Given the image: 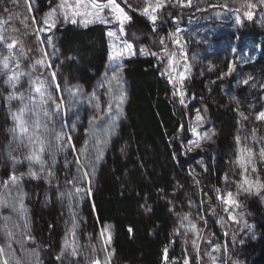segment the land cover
I'll use <instances>...</instances> for the list:
<instances>
[{
  "label": "trees",
  "instance_id": "obj_1",
  "mask_svg": "<svg viewBox=\"0 0 264 264\" xmlns=\"http://www.w3.org/2000/svg\"><path fill=\"white\" fill-rule=\"evenodd\" d=\"M3 2L0 0V5ZM30 3L36 24L41 27L39 22L59 0ZM175 5L176 0H171L164 8V14L169 15L163 32L168 33L178 16L184 18V24L187 15L200 19L188 35L191 77L186 81V107L163 76L158 57L141 51L139 45H147L153 31L135 11H130L129 29L137 37L133 40L138 49L135 57L118 67L110 64L104 25L79 27L64 22L62 15L54 29L41 32L43 41H50L44 45L51 68L37 65L38 59L11 49L20 63L18 71L31 73L32 79L39 76L52 80L49 90L62 108L56 111L50 102L48 110L53 114L49 127L59 130L63 126L77 150L87 144L94 152V144L103 138L116 116L115 111L97 112L93 106V93L102 106L109 99L107 80L113 73L120 79L118 86L113 82L112 95L118 96L122 88L126 99L114 132L101 145L103 157L95 164L91 193L85 195L75 192V187L86 188L87 183L74 180L78 176L85 178L77 172L79 153L70 146L56 153L54 165L51 155H44L54 174L51 183L45 179L46 172H39L40 179L28 175L30 167L38 171L40 166L30 165L25 159L26 148L14 152L16 161L9 159L10 142L15 146L10 132L14 126L11 113L18 110L19 102L8 101L13 89L0 75V202L8 205L0 204V247L5 249L0 254V264L5 259L16 264L13 255L21 264H35L32 251L39 253V264H90L94 259L103 264L108 254L110 264H164L167 248L170 257H180L195 240L190 229L203 213L192 173L198 160L207 165L200 176L205 194L216 201L218 193H232L238 202L234 208L237 230L226 235L218 221L210 219L208 236L201 243L200 253L193 255L192 264H212V258L216 264H264V158L259 156L264 149V123L255 118L262 110L264 95V50L255 62L243 65L233 61L232 47L246 26L238 8L212 2L189 13L190 8ZM258 30L254 26L246 29L254 37L260 35ZM7 44L0 41V55H9ZM9 67L15 68V64ZM230 69L231 74L226 75ZM0 71H4L2 66ZM29 79L21 77L16 91L27 94ZM245 79L249 85L240 83ZM198 112L202 121L196 119ZM240 112L248 119H242ZM94 116L97 121L90 124ZM193 128L211 137H199L201 146L197 149L189 147ZM93 131L96 136H92ZM247 149L254 154L251 162ZM12 172L23 174L19 182L25 194L22 211L17 191L11 185L4 188ZM73 222L78 225L74 240ZM102 228L110 231V244L106 245L100 235ZM9 231L13 233L11 238ZM66 240L69 249L58 261L56 257L65 250ZM73 244L78 249L77 256L70 255Z\"/></svg>",
  "mask_w": 264,
  "mask_h": 264
},
{
  "label": "snow or ice",
  "instance_id": "obj_2",
  "mask_svg": "<svg viewBox=\"0 0 264 264\" xmlns=\"http://www.w3.org/2000/svg\"><path fill=\"white\" fill-rule=\"evenodd\" d=\"M167 3H171V0H146V6L142 10V14L145 16H148L150 20L155 24V21L157 20V15L155 14L158 10L165 7ZM121 4H124L125 7H131L128 5L127 0H120L118 3L117 0H106L105 3H100L98 0H89L88 4H83L82 0H76L75 5L69 4L67 0H60V3L52 8L49 12V14L42 18L39 22L41 27L37 28L38 32H48L54 29L57 25V23H60V15L63 16L64 22H70L72 24L77 23L76 17H89L86 19H82L81 23L85 27L88 26V24L95 22L96 20H100L102 23H112L113 20H110L106 18L105 16H102L101 14L105 12V9L108 10V15L113 17L115 22L118 24V29L120 33H124L127 35L125 25L131 23L132 17L128 14L127 11H125V7H122ZM191 0H176L175 6H190ZM260 4L264 5V0H260ZM28 9L31 11V3H28ZM83 7V11L81 10ZM249 7H256V5H249ZM67 9H73L71 13L67 11ZM249 19L252 18V12L245 13ZM69 15H71L72 19L69 20ZM33 21H35V17H33ZM109 37H113L116 39H120L115 32L109 31L108 33ZM6 37L0 33V41H5ZM46 43H50V41H42ZM160 43L163 45L164 41L161 40ZM173 43H175L178 48L182 51L184 45L181 42L180 38H174ZM17 46L16 42L8 43L7 48L9 49V55L4 56L0 55V66H2V69L4 71H0V75H3L5 77L4 82L9 84L10 87L13 89L12 93L7 97L8 101L17 100L19 102V107L16 112L11 113L12 120L14 122L13 128L10 129V132L13 136V141H15V146H12V143L10 142L9 148L10 150L7 152V155L9 159L16 161V157L14 155V152L19 151L21 147L26 148L27 154L25 156V159L28 160L29 164H38L39 170L33 171L30 167L28 175H30L34 179H40L39 172H46L45 179H48L49 183H51V178L53 177V172L51 168L48 166V162L44 159V155L46 153L51 155V162L54 165L56 163V153L57 152H63L66 150V147H71L74 151H77L79 155L76 158V164L77 172L82 174V177L85 178L84 180L81 179L80 176L75 177L74 180L77 183H87L86 188L81 187H75V192L80 193L84 192L85 195H88L91 193V176L95 175V164L102 159L103 157V150L101 145L106 144L108 142V139L110 138L111 134L115 130L116 126V119L119 117V115H122L123 112V104L126 99V95L122 88H120L119 95L113 97V82H116L117 86L119 85V76L116 73H113L111 79L107 80L108 85V92L107 95L109 96V99L105 102V105L102 106L99 97H96L93 93V100L95 101L93 106L97 110V112L104 111L106 109L107 114H112L114 111L116 113V116L111 119V123L108 124L107 130L103 134V138H98V143L94 144V152H90L88 149L87 144L84 145L83 148L77 150L75 148L74 144H71V134L67 133L63 130V126L57 130L55 128H50L49 123L51 122V116L52 112H50L49 105L50 102L55 105V110L59 111L62 108V105L60 103H57L55 100H53L52 92L49 90L52 86V80H45L41 79L39 76L32 79L31 73H26L22 70L18 71L17 69H20V63L19 60L16 59L15 55L11 52V49L15 48ZM125 48L131 52L132 51V45L127 44L125 42ZM165 53L170 57L169 59V67L171 68V73L169 74V79L173 83L174 87H177V92L174 94H178L181 97L180 103H184V91H183V83L184 80L187 78V73L190 71V65L184 66V71L180 72L176 75H172V73H177V68L173 67V65L179 64L181 61L187 60V54L183 53L179 58L176 56L174 52H170L167 47L164 48ZM21 53H23V48L21 47ZM124 55V51H114L111 59H119ZM48 56L47 51H42L41 58L36 61L37 65L45 66L48 68H51L52 65L48 59H46ZM15 64V68H10V64ZM35 71V68L32 70ZM232 69L229 70L226 75L231 74ZM23 76H29L30 79L28 81L29 83V90L27 94L25 92H17L16 88L17 85L20 82L21 77ZM55 78V72L52 73V79ZM243 85H249V80L245 79L241 81ZM252 87H255V84L251 85ZM55 87L58 89L59 84H56ZM100 87H104V84H101ZM264 87V85H262ZM80 90L77 89V92ZM59 99H62L59 98ZM239 115L242 117V119H248L247 116L243 112H240ZM44 118H48L45 120ZM257 120L264 121V111L258 112V114L255 117ZM197 121H202L203 117L197 113L196 116ZM97 121V117L94 116L92 120L90 121V124H95ZM75 126L73 125V128ZM193 132L197 134L198 137H201L202 139H210V135L205 132L203 134H200L197 132L195 128H193ZM92 136H96L95 131L92 132ZM240 138L237 137V142L239 143ZM195 147L200 146L199 139L194 142ZM247 155L248 160L251 162V159L253 157V152L251 149H247ZM259 156L261 158H264V149H261L259 152ZM81 157H83V162L81 161ZM255 171V168L252 169ZM23 174L20 176H17L15 172H12L9 176V180L7 182H4V188L8 189L9 185H11L12 189H15L19 196V210H23V201H24V193L19 189V182L22 179ZM247 183V181H245ZM264 187V186H262ZM248 188H245V191H248ZM64 194L62 193L61 196ZM69 195H71L69 193ZM221 199H224L222 196ZM225 204L230 206H236L238 202L232 198V193L227 194V199H224ZM0 204H3V202H0ZM3 206H8L7 204H3ZM15 207V204L12 205ZM147 211H151L150 208L146 209ZM184 219H188L187 216L184 217ZM235 219V217H233ZM78 225L73 222L72 224V230H71V236L74 240L75 238V229ZM109 228L111 226H108ZM190 230H195V226L192 225ZM129 232L132 231L131 228L128 229ZM9 238L13 236L12 232L7 233ZM100 235L105 238V244H110L111 242V233L108 229H101ZM29 239H32V237L29 236ZM195 245V241L192 242ZM9 250L11 249V245H8ZM65 250L62 251L57 257L56 260L60 261L65 257V252L69 249V243L66 240ZM217 251L219 249H216ZM5 251L4 248L0 247V254H3ZM114 251V250H113ZM165 253H167V249L164 250ZM79 254L78 249L74 246V244L71 246V256H77ZM33 257L36 258L35 264H39L38 257L39 253L37 251H32L30 253ZM13 260H16V264H21V261L17 259L13 255ZM111 261V255L108 254L105 256V259L103 261V264H110ZM4 264H9V261L7 259L4 260ZM90 264H101V262L98 259H94L90 261ZM184 264H189L188 260L184 261ZM212 264H216L215 258H212Z\"/></svg>",
  "mask_w": 264,
  "mask_h": 264
},
{
  "label": "rangeland",
  "instance_id": "obj_3",
  "mask_svg": "<svg viewBox=\"0 0 264 264\" xmlns=\"http://www.w3.org/2000/svg\"><path fill=\"white\" fill-rule=\"evenodd\" d=\"M69 4L75 5L76 0H67ZM100 3H105L106 0H98ZM119 3L120 0H117ZM155 2V0H153ZM212 2H222L226 8L236 7L238 8V12L240 10L243 12L240 16L245 19L246 26H243L242 31L243 35H240L235 44L232 47L231 54L233 56V61L238 64H247L251 62L257 61L260 56L263 54L264 50V5L260 4V0H191L190 6H184L189 9L190 12H195L198 7H205ZM28 3L30 0H4V2L0 5V33H2L6 40L3 42L13 43L16 42L17 46L13 49H17L21 51V47L23 48V53L28 55L31 58L40 59L42 51H46L45 45L43 41V37L41 32L37 31L36 21H33L32 8L31 11L28 9ZM60 3V0H59ZM83 4H88L89 0H82ZM128 5L131 7H125L124 4H121L122 7H125V11L130 15V11H135L141 17H143L148 23L151 25L152 34L149 39L150 42L147 45L141 44V51L145 54H154L158 57V61L162 66L163 76L171 83L173 87L174 93L177 92V87L173 86V83L169 79V74L171 73V68L169 67V59L170 57L165 53L164 48L170 52H174L176 56L179 58L183 53L187 54V60L181 61L179 64L173 65V67L177 68V73H172V75H176L180 72L184 71V66L189 65L188 62V49H189V41L188 35L190 33V29L195 26L196 23L200 21L198 18H193L187 15V25L184 24V18L179 17L174 18L172 20V25L168 27V33L163 32L165 29V23L167 15L164 13V8L158 10L155 14L157 15V20L155 24L150 20L148 16L142 14L143 8L146 6V0H127ZM167 5V4H166ZM249 5H256V7H249ZM191 7H193L191 9ZM197 7V8H196ZM73 9H67L69 13H71ZM84 10L83 7L81 9ZM247 12H252V18L249 19L245 14ZM184 14V10H183ZM240 14V13H239ZM106 18L113 20L112 23H102L100 20H96L93 23L88 24V26L93 24H101L106 27L107 33L109 31L115 32L120 39H116L113 37H108L109 45H110V54L109 61L113 67H118L123 64L126 59L133 58L136 55V49L138 46L136 42L133 40V37L137 40V37L134 33H130L129 24L125 25L127 35L124 33H120L118 29V24L115 22L114 18L108 15V10L105 9V12L101 14ZM165 15V17H164ZM89 18L85 17H76L77 23L72 25H77L79 27H85L83 23H81L82 19ZM72 17L69 15V20ZM242 20V19H241ZM184 24V25H183ZM257 27L260 35L250 34L249 31H246L249 27ZM180 38L184 47L182 51L178 48V46L173 43L174 38ZM163 40V45L160 41ZM125 42L127 44L132 45V51L129 52L125 48ZM114 51H124V55L119 59H111ZM48 57V56H47ZM48 59V58H46ZM187 78L183 83V91L185 93L183 99L184 103L181 104L183 107L188 106L189 98L186 91V81L191 77V72L189 71L187 74ZM178 97L180 102L181 97L178 94H175ZM264 111V95L262 97V110ZM260 121V120H258ZM264 123V121H261ZM192 138L189 142L190 149H197L198 147L194 146V142L199 139L197 134L191 131ZM200 141V139H199ZM201 146V142H200ZM199 146V147H200ZM195 173L192 170L194 181L196 183V187L198 188V195L200 198L201 205L203 207V213L201 220L196 224L195 230L193 231V235L195 236V245L192 243L190 246H186L183 254L178 258H172L169 256V248H167V253H164V264H184L185 260L189 261V264H192L193 255L200 253V246L204 237L208 236L209 233V222L210 219H215L218 221L220 226L225 230L226 235L232 234L237 230V224L234 217V208L237 206H230L225 204L224 199H227V194H222L221 192L217 194L216 201L211 200L207 194H205L203 184L200 180L201 172L207 168L206 163L203 160H198L196 162ZM224 199H221V197ZM233 198V196H232ZM196 252V253H195ZM100 261V260H99ZM101 262V261H100ZM102 264V262H101Z\"/></svg>",
  "mask_w": 264,
  "mask_h": 264
}]
</instances>
